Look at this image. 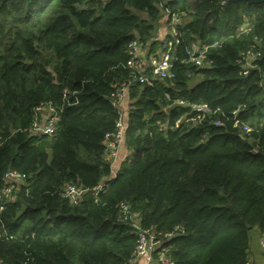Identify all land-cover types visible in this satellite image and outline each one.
Returning <instances> with one entry per match:
<instances>
[{
  "label": "trees",
  "instance_id": "1",
  "mask_svg": "<svg viewBox=\"0 0 264 264\" xmlns=\"http://www.w3.org/2000/svg\"><path fill=\"white\" fill-rule=\"evenodd\" d=\"M173 15L174 77L133 81L129 44L154 54ZM193 43L208 46L201 66ZM250 46L260 56L243 75ZM126 82L129 155L112 175L103 138ZM43 104L59 119L36 136ZM201 104L210 113L192 109ZM8 170L24 178L6 195ZM69 183L82 190L75 201L61 195ZM121 203L172 264H248L250 232L264 231V3L0 0V264H123L136 234Z\"/></svg>",
  "mask_w": 264,
  "mask_h": 264
},
{
  "label": "built area",
  "instance_id": "2",
  "mask_svg": "<svg viewBox=\"0 0 264 264\" xmlns=\"http://www.w3.org/2000/svg\"><path fill=\"white\" fill-rule=\"evenodd\" d=\"M225 0H222V3ZM180 21L179 17L173 15L170 21L165 25L166 33L162 40H160V48L154 54L146 55L145 49L140 43L135 41L129 44L131 54L130 59L127 61V66L132 69H136L139 75L133 74L132 80L147 85H152L154 80L172 79L174 73L171 70V62L173 60L172 47L177 42L176 24ZM251 24L245 18L239 25L238 33H247L250 30ZM169 36L170 39H166ZM190 60L197 66L203 65L207 45L191 44ZM260 56V52L255 50L254 46H250L247 50L241 52L238 56V63L243 75L247 74L250 69L254 67V60ZM207 64V63H206ZM139 69V70H138ZM144 70H148L149 75L143 73ZM128 82L120 83L117 85L115 93L112 95V103L118 107L120 116L116 122V130L112 133H106L103 138L104 153L106 159L113 166L118 156L119 148L123 143L124 135V122L122 119V101L125 97L126 85ZM178 104H183V101L175 100ZM194 110H199L202 113H210V110L206 105H195L192 107ZM39 115V116H38ZM58 112L56 108L49 104H43L40 107L35 108V117L32 123L30 132L33 135H51L56 129V123L58 121ZM217 125L218 122H215ZM114 175V174H112ZM24 176L14 170H8L2 177L4 181L3 193L8 194L13 185L17 182H21ZM102 186H98L95 190H100ZM82 190L74 184H65L61 189V195L68 198L70 201H75ZM119 211L122 215L123 221H128L131 228L136 234V241L132 252L128 259L123 264H135L137 260H144L146 262L152 261L156 258L159 264H172L171 258L168 254L169 246H163V241L160 238V234L152 228H141L135 220L136 214L130 211L127 204L121 203L119 205ZM171 234L163 235L164 238H169ZM259 243L261 248H264V231L261 232Z\"/></svg>",
  "mask_w": 264,
  "mask_h": 264
},
{
  "label": "crops",
  "instance_id": "3",
  "mask_svg": "<svg viewBox=\"0 0 264 264\" xmlns=\"http://www.w3.org/2000/svg\"><path fill=\"white\" fill-rule=\"evenodd\" d=\"M158 28H160V26ZM159 32H162L163 35H165V33H166V27H165V24H164V20H163V27L161 29H159ZM157 40H160L159 35L157 37ZM125 103H126V106H127V102H126V100L124 98V100L122 102V106ZM125 115H126V111H125V114H123V118H124ZM126 150L127 149L123 146V143H122V145L119 148V152H118V156L116 158V161L114 162V164L112 166V174L115 173L116 169L118 168L119 163L127 155H129L128 154L129 151L128 150L126 151ZM124 151H126L125 154H124ZM121 155L123 156L122 159H120ZM117 162H118V164L116 165ZM260 234H261V231L258 228H256V227H254L252 229V231L250 232L248 264H264V248H261L260 243H259ZM135 264H159V262H158V260L156 258H154L152 261H149V262H146V261L140 259V260H137L135 262Z\"/></svg>",
  "mask_w": 264,
  "mask_h": 264
},
{
  "label": "rangeland",
  "instance_id": "4",
  "mask_svg": "<svg viewBox=\"0 0 264 264\" xmlns=\"http://www.w3.org/2000/svg\"><path fill=\"white\" fill-rule=\"evenodd\" d=\"M159 26H160V28H158V30H157V34H155L156 35V39H157V37H158V35H159V38H160V40L161 39H163L162 37L164 36L163 35V33L162 32H159V29H161L162 27H163V19H161L160 20V24H159ZM158 26V27H159ZM127 108H128V104H127V106H126V103L122 106V115L123 114H125V111L127 110ZM123 150V149H122ZM127 151V150H126ZM126 151H124V154L126 153ZM123 158V156L121 155V157H120V159H122ZM119 159V160H120ZM119 162V161H118ZM118 162L116 163V165L118 164Z\"/></svg>",
  "mask_w": 264,
  "mask_h": 264
},
{
  "label": "water",
  "instance_id": "5",
  "mask_svg": "<svg viewBox=\"0 0 264 264\" xmlns=\"http://www.w3.org/2000/svg\"><path fill=\"white\" fill-rule=\"evenodd\" d=\"M225 1L229 3L244 2L248 5L264 3V0H225Z\"/></svg>",
  "mask_w": 264,
  "mask_h": 264
}]
</instances>
